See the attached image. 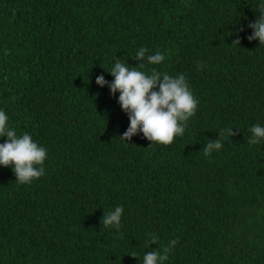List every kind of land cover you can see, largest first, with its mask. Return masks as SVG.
I'll return each instance as SVG.
<instances>
[{
	"label": "trees",
	"instance_id": "trees-1",
	"mask_svg": "<svg viewBox=\"0 0 264 264\" xmlns=\"http://www.w3.org/2000/svg\"><path fill=\"white\" fill-rule=\"evenodd\" d=\"M262 3L0 0V108L48 149L32 184L0 167V264H143L165 249L164 264H264V142L249 143L264 44L247 38ZM141 46L166 56L142 70L185 75L198 100L170 145L121 140L119 93L95 83L115 60L139 66ZM116 206L119 230L102 223Z\"/></svg>",
	"mask_w": 264,
	"mask_h": 264
},
{
	"label": "clouds",
	"instance_id": "clouds-1",
	"mask_svg": "<svg viewBox=\"0 0 264 264\" xmlns=\"http://www.w3.org/2000/svg\"><path fill=\"white\" fill-rule=\"evenodd\" d=\"M260 8L259 18L248 25L252 32L247 38L264 44V3ZM148 52L143 46L137 50L134 58L141 61L137 67L115 60L107 71L114 79L109 82L104 75H99L95 83L101 88L107 86L112 96L119 93V105L130 122L120 137L121 140L129 141L142 133L143 138L151 144L170 145L174 138L183 136L187 122L196 113L198 100L185 75H168L158 71L156 67L149 71L142 70L146 65H160L166 59L159 50L146 55ZM197 63L199 67H203L200 62ZM232 130V127H227L219 133L216 140L207 141L203 148L205 157L219 151L223 147L222 140L231 136ZM250 131L252 138L249 143L264 142V125H252ZM0 140H3L0 143V167H11L17 183L29 185L45 175L44 164L48 158V149L33 140L28 132L18 135L3 108H0ZM123 212V206H116L105 213L103 225L119 230ZM152 239L155 242L156 237L153 236ZM170 243L174 245L176 241ZM167 251L168 249L163 253L157 250L147 252L143 255V264H164ZM132 256L135 257L136 254L132 253Z\"/></svg>",
	"mask_w": 264,
	"mask_h": 264
}]
</instances>
